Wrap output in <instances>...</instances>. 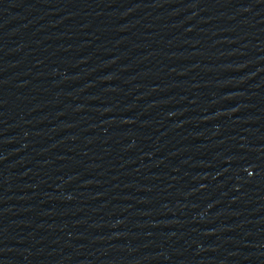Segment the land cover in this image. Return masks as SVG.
I'll list each match as a JSON object with an SVG mask.
<instances>
[{
	"label": "water",
	"instance_id": "95a60500",
	"mask_svg": "<svg viewBox=\"0 0 264 264\" xmlns=\"http://www.w3.org/2000/svg\"><path fill=\"white\" fill-rule=\"evenodd\" d=\"M0 264H264V0H0Z\"/></svg>",
	"mask_w": 264,
	"mask_h": 264
}]
</instances>
